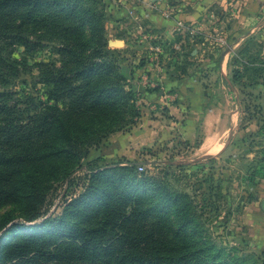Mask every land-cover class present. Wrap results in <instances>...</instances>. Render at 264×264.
Masks as SVG:
<instances>
[{"label": "rangeland", "instance_id": "rangeland-1", "mask_svg": "<svg viewBox=\"0 0 264 264\" xmlns=\"http://www.w3.org/2000/svg\"><path fill=\"white\" fill-rule=\"evenodd\" d=\"M98 1L108 67L73 81L57 42L11 51L18 72L6 88L24 119L52 105L74 133L58 152L52 132L18 140L39 151L0 173V240L14 232L49 244L20 264H103L131 253L264 264V0L197 3L193 20L167 29L148 16L164 0ZM179 3L168 0L171 14ZM55 70L67 78L44 82ZM106 202L127 211L108 245L84 252L55 228L97 225Z\"/></svg>", "mask_w": 264, "mask_h": 264}, {"label": "trees", "instance_id": "trees-1", "mask_svg": "<svg viewBox=\"0 0 264 264\" xmlns=\"http://www.w3.org/2000/svg\"><path fill=\"white\" fill-rule=\"evenodd\" d=\"M99 3L98 0H0V145L5 140L15 141L6 143L13 149H0V165L5 167L0 173L10 171L11 166L14 169L24 159L34 157L33 152L39 151V148L32 145L34 142L18 143V140L23 139L27 133H36V137H39L52 132L50 139L52 146L59 149L57 152L65 150V144L72 139L74 133L69 121L70 116L52 105L44 106V111L35 110L33 115L24 119V112L27 109L20 108L17 102H14L16 91L6 88L12 83L11 78L18 72L16 64L11 60V51L16 47H23L27 53H34L48 43L57 42L64 56L70 55L72 68L69 75L73 81L79 76L86 77L91 71L108 67L107 60L101 55L106 38L103 26L105 14ZM52 65L54 68L55 65L53 63ZM240 72L239 69L234 70V80L242 78ZM65 75L55 70L42 78L46 83L58 84L67 78ZM67 92L75 93V90ZM79 100L83 102L81 96L74 99L75 102ZM72 149L73 146H70L69 150ZM105 207L107 210L97 225L86 227L75 223L74 226L63 227L61 222L56 224L55 228L59 233L67 232L66 235L77 241L78 249L84 252H87V249L108 245L116 234L115 227L126 217L127 211L122 202L113 206L106 202ZM6 222L8 219L4 220V223ZM22 227L25 229L32 226ZM48 239L51 244L58 241L54 236H48ZM48 245L46 246L42 239L32 242L27 237L10 232L0 240V264H20V260L31 254L48 251ZM90 263L98 264L96 261ZM64 264L70 263L66 261ZM103 264H183V262L175 258L163 261L131 253L113 260H104Z\"/></svg>", "mask_w": 264, "mask_h": 264}, {"label": "crops", "instance_id": "crops-1", "mask_svg": "<svg viewBox=\"0 0 264 264\" xmlns=\"http://www.w3.org/2000/svg\"><path fill=\"white\" fill-rule=\"evenodd\" d=\"M213 1H216V0H179L180 2L179 4L180 6H182L183 9L177 8V11H178L177 13L174 12L173 14H171L169 12V15H167L166 11L167 12L170 11V8L173 10V8L170 5L166 6L168 4V0H164L163 2H159L158 4L159 10H157L155 13L148 12V16L154 20H158L157 22H159L160 26L164 29H167L173 26L177 28L179 24L191 21L195 18L194 14H192V12L189 9H191L192 7H195L197 3L200 5V3L207 4ZM153 8H157V7L154 6ZM201 147H205L204 150L205 151L207 150V153L210 154L212 153L211 151H214L213 149H215L216 146L212 144L211 142H207L205 144H202ZM217 147H218V150L221 148V146H217Z\"/></svg>", "mask_w": 264, "mask_h": 264}, {"label": "built area", "instance_id": "built-area-1", "mask_svg": "<svg viewBox=\"0 0 264 264\" xmlns=\"http://www.w3.org/2000/svg\"><path fill=\"white\" fill-rule=\"evenodd\" d=\"M166 14L169 15V11L168 12L166 11Z\"/></svg>", "mask_w": 264, "mask_h": 264}]
</instances>
